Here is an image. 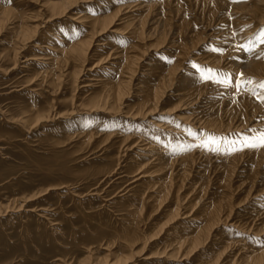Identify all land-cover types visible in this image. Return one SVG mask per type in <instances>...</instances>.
<instances>
[{
  "label": "rangeland",
  "instance_id": "obj_1",
  "mask_svg": "<svg viewBox=\"0 0 264 264\" xmlns=\"http://www.w3.org/2000/svg\"><path fill=\"white\" fill-rule=\"evenodd\" d=\"M53 1L57 0H0L11 10L6 19L0 21V264H207L211 260H217L216 264H254L249 263L253 261L251 257L264 252V191L261 192L264 189V156L260 165L262 171L256 173L259 169L255 166V155L262 149L244 148L230 152V148L241 147L242 138L264 129V107L252 112L247 100L255 92L249 95L250 91L246 89L248 83L243 81L250 77L245 71L222 66L216 69L207 62L209 56L224 53L231 62L241 61L245 51L240 50V45L246 41L245 38L240 40L236 31L246 26L231 32L229 12L221 17L224 18L222 22L216 21L207 27L208 17L200 8L194 9V0H153V3L163 5L159 10L164 18L172 21L167 27L159 21L158 32L167 34L171 27L172 33L162 45L155 46L157 38L153 34L140 40L129 34V28L126 29L121 20H116L99 35V32L93 34L79 19L84 14L112 12L114 7L132 0H76L79 1L75 3L77 5L59 13L62 16L51 13L49 5ZM137 14L141 17L145 12L138 11ZM181 20L189 22L190 28L201 38L188 47L186 58L179 59L183 58L182 72L177 74L181 84L164 95L152 114L145 115L141 109L139 116H134L141 97L136 93L147 84H154V76L150 73L154 66L159 72L161 67L171 65L177 59L179 48L170 47L174 38L171 35L179 28ZM21 23L38 29L25 43L17 37ZM146 28L145 33L149 34V27ZM66 29L71 33L75 31L73 36L78 39L89 37L92 40L87 53L91 55L85 62H76L78 67L75 69L79 71L75 76L67 75L68 70L64 74V68L56 71L55 84L51 83V74L41 80L45 69L49 71L55 67L46 64V57L57 56L54 50L42 46L60 45L57 42L60 37L53 32ZM208 30L215 35L206 37ZM260 31L257 26L256 31H252L254 37ZM225 36L230 40L226 42ZM133 44L144 51L139 53L141 58L130 83V93L125 95L116 112L108 109L91 112L90 95L102 89L99 81L107 80L104 73L107 67L114 63L119 50L123 55L137 53L131 48ZM35 45L40 48H33ZM69 64L74 65V62ZM71 65L66 68L71 69ZM194 65H209L221 75L232 72L228 77L232 79L233 87L201 82L203 73ZM236 84H239V90ZM183 87L184 93L187 91L184 98L174 97L177 88ZM256 87L255 90L260 92L259 84ZM256 100L257 97L250 101L255 104ZM30 104L41 112L51 113L52 122L30 128L24 121L29 115ZM233 106L237 111H233ZM243 110L248 113L244 115ZM247 116L248 120L245 119ZM186 117L193 118L195 124L184 120ZM231 119L234 122L230 127ZM83 121L85 126L94 122L92 139L87 143H83L81 136L67 139L64 129L68 124L74 125L72 129L75 130ZM243 121L249 124L240 125L242 129L240 126L238 129V124ZM190 127L196 134L192 135V142H184L182 135L189 133ZM108 134L111 136L104 140ZM210 137L215 138L218 151L196 147ZM136 139L153 143L155 152H164L170 146L169 158H178L179 150H184L186 156L192 154L193 158L185 160L182 166L176 163V180L178 175L184 174V177L180 178L183 186L179 192L170 195L172 201L168 197L167 201L154 203L159 192L157 184L164 175L153 172L155 157L149 159L151 162L143 170L134 171L141 166L143 158H147L138 155L143 150L140 148L142 142L134 144ZM254 182L252 195L244 199ZM173 200L178 202L173 203ZM219 200L226 209L223 220L214 226L211 236L193 251L185 246L175 253L179 240L190 238L204 224L203 211ZM230 205L233 207L227 217ZM146 240L148 242L141 250ZM132 241L135 242L133 249L129 243ZM132 252L135 255L123 261L122 257ZM260 264H264V260Z\"/></svg>",
  "mask_w": 264,
  "mask_h": 264
},
{
  "label": "bare ground",
  "instance_id": "obj_2",
  "mask_svg": "<svg viewBox=\"0 0 264 264\" xmlns=\"http://www.w3.org/2000/svg\"><path fill=\"white\" fill-rule=\"evenodd\" d=\"M109 1H111V0H109ZM124 1L126 2V0H124ZM132 1L133 2H130L129 4H126L125 3L126 5H120V6H117V7H114L113 6L114 8H113V11L112 12H108L107 13V11L105 10L106 12H104V11L103 12H100L99 11L100 12L99 14H95L96 12L94 14H92V13L91 14H84V15H80L79 19H81V21L84 22L85 27H87V28L90 27L91 28L90 31L93 32V34L99 32V35H100V31L101 32L102 31L104 32V30H106L108 27L110 28V26L116 20H121V23L124 24V26L126 27V29L129 28V34H133L135 37L137 36L140 40H144V39L146 40V38L149 35L152 36V34H153L155 36V38H157L156 39L155 46L162 45V43H164L167 40L168 34L170 32L172 33V31L170 30L171 27L168 28L169 29V32L167 34H165L163 31L158 32L159 31L158 30V26H159V24H160L161 21L164 23L163 25L165 27H167L168 24L170 22H172L169 19L164 18L165 15L162 13V11L159 10V9L162 8L163 5H160V4H157V3H153V0H132ZM76 2H79V1H76V0H57V1H53L49 5L50 6V11H51V13L53 15H56L57 13L58 14L59 13H62L66 9H69V7H73ZM122 3L124 4V2H122ZM168 4H169V2H168ZM75 5H77V4H75ZM197 8L198 9L200 8L201 13H206V15L208 17V20L206 21L207 23L205 24V26H207V27H210L216 21L222 22V20L224 18L222 19L221 17L226 16L229 12L231 13V15L230 16L228 15L229 16V22L228 23L230 24L229 26H231L229 28L231 30V32L234 29H237L239 26H246L245 29H243L241 27V29L239 28V30L236 31L239 34V36H237V37H239L240 40H242V39L245 38L244 40L246 41V43L244 45L247 46V47H250L253 44V47H251V48H253L254 51H250V53L248 52L249 54H247L245 52L244 53L242 52L243 53V58H241L242 59L241 61L236 60L238 62H235V61L234 62H231L230 60H227V57H225V55L226 56H228V55L226 53H224L223 55H215L214 54L215 56L214 55L213 56H209L207 58L208 59L207 62H210L209 64L211 65V67H214L216 69L217 68H220L222 66L225 69H230L231 67H233V69H236L237 71L238 70L239 71L240 70L245 71V73L247 74V77H250L249 79L252 81L251 83H248L247 84V88H246L248 91H250L249 95L253 94L254 92L255 93H264V89H261L260 92H257L255 90L257 88L256 85H258L260 82H262L261 80L264 81V59H257L256 58V56H257L258 53H260L261 51H264V44L257 45V37L259 35L257 37H254V32H252V31H256V27L257 26H259L260 29H264L263 28L264 27V0H239V2H232V0H194V9L196 10ZM108 10H110V9H108ZM138 11H140V13H141V11H144L145 14L143 16H141V17H138V14H137ZM7 12H11V10L9 8H7V6H4L2 3H0V21L6 19L5 16H7V14H8ZM60 15L61 14H59V16ZM76 16H78V15H76ZM152 16H159V18L152 19L151 18ZM176 16H178V13L176 14ZM54 18H56V17H54ZM149 18H150V20H149ZM45 23H47V22H45ZM174 24L177 25L175 22H174ZM47 25H49V24H47ZM178 25H179V28L176 29V32L175 33L173 32V35H171L174 38L171 40V45H170V47L174 46V48L175 47L179 48V52L176 54V58L177 59H176V61L173 64L167 65L166 67H161L160 70H159V72H157V67L154 66L153 71L150 72L154 76V80L152 82L154 84H151V85L150 84H147L145 87H143V88H141V89H139L137 91L138 93H136V95L141 96L140 98H138V100H139L138 101V106H140V107H139L138 110H136V112L133 113L134 116L135 115L139 116L138 113H141L142 110L144 111L143 114H145V115L152 114L154 111L157 110V108L160 105V103H161L162 98L164 97V95H168L167 93L170 92V90L176 88L179 84H181V83H179L181 81L179 80V77L177 75L178 72L183 69V67L181 68V66H182V64H181L182 61L181 60L183 58H186L187 55L189 54L188 47H191L194 42H197L201 38H198L199 36L197 35V31H194L193 29L190 28L189 22H187V21L184 22V20H181V23L178 24ZM147 26L149 27V32H148L149 34L145 33V29L147 30V28H146ZM229 29H227V30H229ZM64 31L57 30V31H54L53 32V34H56V35H58L61 38V39L59 38V40L57 39V42L60 45H56V46L55 45L54 46L53 45H49L50 47H48V45H43L42 46V47H46L47 50L48 49L49 50H54L57 53V56L56 57H46L47 58L46 60H48L47 61L48 63H46V64L52 65V67L53 66H55V67H53L52 69L50 68L51 70H49V71L47 69H45V71L42 73V76L43 77H42L41 80H44L45 77H47L49 74H51V80H52L51 83H54L55 84V81H56V78H57L56 71L57 70L64 69V68L66 69V70L64 69V71H63L64 74H66V71L68 70L67 71V75L75 76L77 74V72L79 71V70L75 69V67L77 66V63L76 62H78V61L80 63L83 62V61L85 62L87 59H89L88 57L91 55V54L89 56L87 55V53H89L88 51L90 50L89 49L90 46H92L91 45L92 44V40H90L89 37L84 38V39H80V38L78 39V38H76V37L73 36L74 34H76L75 31H73L72 33L70 31H68L67 29H66L65 32ZM209 31L210 30H208V31L205 32L206 33V37H212L213 35H215L214 32L211 33ZM37 32H38V29L36 27H32L31 28L28 25L25 26V25H23V23H21L18 26L17 37L23 43H25L27 41H30L35 36V34ZM249 32H252L253 34L252 33L249 34ZM77 33H78V31H77ZM58 36H54V37H58ZM154 36H153V38H154ZM84 37H86V36H84ZM215 38H217V36ZM51 39H52V37H51ZM223 39H226V42H227V40L228 41L230 40L229 36H225V37H223ZM232 39H234V38H232ZM236 39H238V38H236ZM21 41H19V42H21ZM240 44H242V43H240ZM188 45H190V46H188ZM231 45H228V46L230 47ZM38 47H39V45L33 46V48H37V49H38ZM193 47H195V45ZM131 48L133 49V51L135 50V52H137V53L123 55L122 51L119 50L116 53L117 54L116 57L114 58L115 59L114 63H112L111 66H108L107 67V69H108L107 71H105V72L103 71L105 73V77L107 78V80L104 79L105 80L104 81L102 79V80L99 81L100 83L102 82V84H101L102 85L101 86L102 89L99 91V93H96L94 91L91 93L90 98H89V102L91 104L89 110L92 109L91 112H94V111H98L99 112L100 110H107V109L109 111H111V112L112 111L116 112V111H118L119 106L122 103L123 98H125V95L128 94V93H130L129 92V90L131 88L130 87V83H131L132 78L134 80V77H135L134 75H135V72L137 71V67H138V61L141 58L139 56L140 55L139 53L142 52V51H144V50H142V48H138V45H136V44L135 45L133 44L131 46ZM100 49H101V47H100ZM230 51H229V53H230ZM99 52H101V51H99ZM94 53H97V51L94 52ZM45 54H47V53H45ZM239 54H240V52H239ZM94 55L95 54H93V56ZM109 55L110 54H108L107 56H109ZM181 57H183V58L181 60H179ZM104 59H105V57H104ZM235 59H237V58H235ZM12 60H14V59H12ZM100 60H102V58H100L99 61ZM70 61H73L74 62V65L69 64ZM15 63L16 62L14 61V64ZM152 64H154V63H152ZM69 65H71V69H67L66 68ZM180 68H181V70H180ZM34 69H36V68H34ZM228 72H229V70H228ZM104 73H103V75H104ZM230 74H232V72ZM230 74H227V75L229 76ZM33 77H35V76H33ZM192 81H193V79H192ZM142 83H141V85H142ZM38 85L41 86L42 83L41 84L39 83ZM191 87H194V85L191 86ZM185 88L187 89V87H185ZM184 90H185L184 87L183 88H177L176 93H174L173 96L174 97L176 96L178 98L180 97V99L184 98V96H185L184 94L187 93V91L184 93ZM254 94H253V96H249L248 100L244 98V100H247V102H249L251 104V108H252V112L253 113H255L257 111H260L264 107V104H261L260 102L258 103V100H256L255 104H252L251 103V101L252 100L255 101V99L257 97V96H254ZM37 108L38 107H35L34 108V106H32L30 104L29 115H28L27 119L24 120L25 122L28 123V125H29L30 128H32V127H38V126L43 127L44 126L43 125L44 123L52 122V121H50L52 119L51 118L52 117L51 116V113H49V112H41ZM131 109H133V108H131ZM232 109H233V111H237V110H235L236 109L235 106H233ZM247 110H243L244 115H245V113H248ZM98 112H96V113H98ZM129 114H130V112H129ZM239 114H241V113H239ZM185 119H187V122H190L192 125L195 124L193 118H192V120H191L190 117H186V118H184V120ZM245 119L248 120L249 117L247 116ZM233 122H234V119H231L228 125H230V127H231V124ZM110 123H111V121H110ZM211 123H212V121H211ZM214 123H216V121ZM51 124H53V123H51ZM92 124H94V122L91 123V124H89V125H87V126H85L86 123H85V121H83L79 126H77V127L74 128L75 130L72 129L74 127V125L69 126V124H68L66 130L64 129V134H65L66 138L67 139H70V140H71V138L73 136L74 137L75 136L76 137L77 136H81L83 138V143H87L94 136V131H92L94 129V127L91 128V125ZM112 124H114V122ZM248 124H249V122L243 121V124L242 123H239L237 128L239 129V126L240 125L242 127H245ZM105 126H106V124H105ZM207 127H209V126H207ZM242 127L240 129H242ZM253 127L255 128V126H253ZM211 128H212V126H211ZM219 129H220V127H219ZM43 131L44 130H42L41 132H43ZM52 131H54V130H52ZM195 134H196V131L194 129H192V127H190L189 133L183 134L182 135L183 137L181 135L180 136L183 138V141L184 142H192L193 139H191V137H192V135H195ZM110 136H111V134H108V135L104 136L103 139L106 140ZM120 137H122V136H120ZM124 140H125V137H124V139H121L122 142ZM144 140H146V139H144ZM143 141L140 140V139H138V140L136 139L134 141V144L135 145L136 144L137 145H140L139 142H142V144L140 145L141 146L140 148H141V151L143 150V152H138V155L141 156L142 158L143 157H147V158L146 159L143 158V160L139 164L141 166L136 167L134 171L137 172V170L142 169L143 167H145V165H147L148 163L151 162V161H149L150 158L153 159L155 157V159L157 160L156 163H155L156 169L153 172H160L161 174L164 173L163 177L161 178V181L157 184V189H159L158 190L159 192H157L158 193V197H156V200L157 201L154 202L155 204L156 203H159L160 204V202H163V200H166L168 197H170L169 199H171V196L170 195H172V196L173 195H176L179 192V190L181 189V187L183 186V184L182 183L180 184L179 181H180V178L181 177L182 178L184 177V174L178 175L179 176V179L176 180V176H177L176 173L177 172H175V170L178 167L177 166L178 163H179V166H182L181 164L183 162H185V160L191 158L192 157V154H189V155L187 154V156H186V155H184V152H185L184 150H179V152L176 153V155L180 154V156L178 158H176V157L175 158H169L168 157V151L172 152L171 149H170V146H168V149H167L166 148V145H165V149H167V150H165L164 152H155L157 150H156V147H153V145H152L153 143H151V142L150 143L149 142L143 143ZM186 144H188V143H186ZM172 148H174V147H172ZM263 156H264V149L259 150L256 153V155H255V158H256V161H257V163H256L255 166H257V169H259V170H257L256 173H259V172L262 171L260 165H261V163L263 161ZM165 157H168V158H165ZM142 158H140V159H142ZM175 164H176V166H175ZM136 165H138V164H136ZM181 171H183V170H181ZM233 172H234V170H233ZM233 172H232V174H234ZM139 173H140V171H139ZM139 173H137V174H139ZM158 174H156V175H158ZM138 176H140V174ZM133 178H134V176H133ZM253 186H255V182L247 189V191L245 193V198L244 199H247L248 197H250L252 195V193H253L252 192ZM133 191H134V189H133ZM262 191H264V189H262L261 192ZM256 196L254 195V197H256ZM177 198L179 199V197H177ZM177 198H176V200H177ZM138 199H139V197H138ZM149 200H151V202H152V199H149ZM171 201H172V199H171ZM175 201L173 200V203ZM177 202H175V203H177ZM137 203L139 204V202H137ZM173 203H172V205H173ZM135 205L138 206L137 204H135ZM223 207H224L223 202H221L219 200L217 202V204H215L214 206H211L209 208V210H207L208 209L207 208L206 210L203 211V213L201 212L202 213V217L205 219L204 224L198 230H196L195 234L194 235H191L190 238H185V239L182 238L181 240H179L178 245H177V248L175 250V253L178 254L181 251V249H183L185 246L188 248L189 251H193L194 249H197V247L199 248L201 245H203L206 242V240L209 238V235L211 234V231L214 228V226L217 225V224H219V223H221V221L223 220V216H224L223 213H224V210L226 209V208L224 209ZM232 207L233 206L229 207V210H228L229 213H228L227 217L230 216V213L232 211ZM171 212L173 214H176L175 210H172ZM168 215L170 216V212H169ZM136 239H137V237H136ZM147 240L142 243L143 246H142V249L141 250H143V248L147 244V242H148ZM129 243H130L131 249H133V245H134L135 242L132 241V242H129ZM133 255H135V253H133V252H132V254H127V256L122 257L124 259L123 261H127V259L130 258V257H132ZM251 259L253 261H249V263L250 262H252V263L254 262V264H257V263L260 264V263H262L263 260H264V252H261V253H258L256 255H253L251 257ZM216 262H217V260H211L207 264H216Z\"/></svg>",
  "mask_w": 264,
  "mask_h": 264
},
{
  "label": "snow or ice",
  "instance_id": "obj_3",
  "mask_svg": "<svg viewBox=\"0 0 264 264\" xmlns=\"http://www.w3.org/2000/svg\"><path fill=\"white\" fill-rule=\"evenodd\" d=\"M232 2H239V0H232ZM251 43V42H250ZM264 44V29H261L259 36L257 37V45ZM240 50L245 52L254 51L253 48L247 47L245 45H240ZM222 51V50H221ZM257 59H264V51H261L256 56ZM198 71L203 73L201 76V82L211 81L212 83L220 84L223 87H233V81L228 77L227 74L221 75L219 70L212 69L208 66H197ZM243 78V73L240 74ZM244 83H251L250 79L243 81ZM239 90V84H236ZM259 87L264 89V82L259 83ZM259 102L264 104V93H255ZM196 147L202 148L205 151H218L219 149L215 146V138L210 137L201 141ZM244 148L248 149H264V129L255 130V134L251 137H246L241 139V147L230 148V152L242 151Z\"/></svg>",
  "mask_w": 264,
  "mask_h": 264
}]
</instances>
